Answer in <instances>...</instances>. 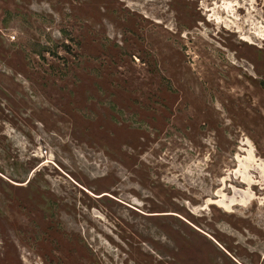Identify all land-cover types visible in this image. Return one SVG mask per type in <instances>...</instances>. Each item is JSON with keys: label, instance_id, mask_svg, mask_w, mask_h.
<instances>
[{"label": "rangeland", "instance_id": "obj_1", "mask_svg": "<svg viewBox=\"0 0 264 264\" xmlns=\"http://www.w3.org/2000/svg\"><path fill=\"white\" fill-rule=\"evenodd\" d=\"M263 29L264 0H0V264H264Z\"/></svg>", "mask_w": 264, "mask_h": 264}, {"label": "bare ground", "instance_id": "obj_2", "mask_svg": "<svg viewBox=\"0 0 264 264\" xmlns=\"http://www.w3.org/2000/svg\"><path fill=\"white\" fill-rule=\"evenodd\" d=\"M226 12H228V13H230V11H229V9L227 8V5H226ZM218 19V21H219V19H221V18H217ZM217 19H215L216 21H217ZM255 29V28H254ZM256 32V34H258V36L260 37V38H262V40H264V29L263 30H256L255 31ZM254 155V154H253ZM251 156V155H250ZM251 160H252V158H250ZM249 163V162H248ZM249 164H251V163H249ZM248 165V164H247ZM258 166V165H257ZM255 168V167H254ZM258 168H260V171H262V176L264 177V162H261L260 163V165L258 166ZM243 174V176L245 175L244 173H242ZM249 175V174H248ZM250 175H252V174H250ZM244 177H246V175L244 176ZM247 181V180H246ZM250 190V189H249ZM248 192V191H247ZM250 192V191H249ZM239 198V197H238ZM247 198H248V196H247ZM246 199V198H245Z\"/></svg>", "mask_w": 264, "mask_h": 264}]
</instances>
